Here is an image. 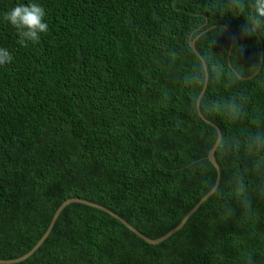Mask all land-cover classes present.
I'll return each mask as SVG.
<instances>
[{
	"label": "trees",
	"instance_id": "16d2710c",
	"mask_svg": "<svg viewBox=\"0 0 264 264\" xmlns=\"http://www.w3.org/2000/svg\"><path fill=\"white\" fill-rule=\"evenodd\" d=\"M30 0H0V260L29 253L68 199L99 204L150 239L176 228L214 187L217 172L192 162L218 133L199 113L183 76L202 60L225 64L240 79L231 89L210 82L204 103L244 93L247 117L230 123L203 111L225 138L264 125V36L241 39L245 17L221 18L215 0H35L49 31L21 46L3 15ZM217 43L212 46L211 42ZM244 45L238 56L230 49ZM228 53V54H227ZM230 59L232 66L229 65ZM183 124L177 128L176 120ZM217 192L184 228L150 245L111 215L69 205L50 236L18 264H264V197L248 178L247 215L228 184L238 163L216 152ZM231 208L234 211L229 212Z\"/></svg>",
	"mask_w": 264,
	"mask_h": 264
},
{
	"label": "clouds",
	"instance_id": "9594fccd",
	"mask_svg": "<svg viewBox=\"0 0 264 264\" xmlns=\"http://www.w3.org/2000/svg\"><path fill=\"white\" fill-rule=\"evenodd\" d=\"M208 11L221 18L228 14L237 18L244 16L245 22L240 30L241 39L264 36V0H215L213 4L208 5ZM45 16V8L35 0H30L27 4L19 3L9 9L4 13L3 20L16 30L19 37L18 43L21 46H27L28 43H38L41 35L49 31ZM223 31L226 29H220V34ZM216 43L217 40L214 39L211 45L214 46ZM244 47L242 44H234L232 53L235 52L239 56L244 51ZM12 61L13 55L9 49L0 47V66L8 65ZM251 66H264V55H261ZM240 79L239 73L234 70L226 73L224 63L205 60L187 72L183 76L182 83L188 88L203 89H206L210 82L223 83L225 89H231ZM247 102L248 97L244 93H239L220 97L205 104L201 94L192 97L189 114H202L201 109H203L221 116L230 123H236L247 117ZM182 124L183 121L179 119L175 122L177 128ZM217 150L223 157H231L237 162L244 161L242 166L238 163L228 184L240 194L239 204L247 215L251 207V200L245 195L248 189V178L251 177L257 181L255 190L264 197V125L257 121L256 127L243 135H233L228 138L221 135L211 152L206 150L204 156L192 162L190 167L194 171H207L215 162ZM228 211L231 213L234 210L229 208Z\"/></svg>",
	"mask_w": 264,
	"mask_h": 264
},
{
	"label": "water",
	"instance_id": "95a60500",
	"mask_svg": "<svg viewBox=\"0 0 264 264\" xmlns=\"http://www.w3.org/2000/svg\"><path fill=\"white\" fill-rule=\"evenodd\" d=\"M215 28H222V29H226L228 30L229 32L230 29L225 26V25H215V26H212L211 28L203 31L202 33H200V35L198 37H196L195 39H193L191 41V48L193 49L194 53L202 60V62L205 61V59L203 58V56L200 54V52L198 51L197 49V40L202 36L204 35L205 33L209 32L210 30L212 29H215ZM233 47V45L231 46ZM232 53V49H230V52H229V58H230V55ZM229 61V65L232 66V63L230 61V59H228ZM259 73V71L254 74L253 76L251 77H243L241 76L240 74V77L242 80H250L252 78H254L257 74ZM206 89H203L201 94L204 96L205 93H206ZM200 94V95H201ZM202 112V111H201ZM200 116L202 117V119L208 123L209 125H211L218 133V138L223 135L222 134V131L221 129L213 122L207 120L203 114L199 113ZM217 138V140H218ZM217 142V141H216ZM216 144V143H215ZM215 146V145H214ZM212 150V149H211ZM210 150V152H211ZM217 152V151H216ZM216 152H215V162L212 163L214 168L216 169V172H217V178H216V182H215V185L214 187L211 189V191L206 195L204 196L200 201L199 203L187 214V216L183 219V221L176 227L174 228L173 230H171L168 234H166L164 237L162 238H159V239H150L148 237H146L145 235H143L141 232H139L136 228H134L130 223H128L125 219H123L122 217H120L119 215L115 214L114 212H112L111 210L99 205V204H96V203H93V202H90V201H87V200H84V199H81V198H71V199H68L67 201H65L59 208L58 210L56 211L54 217H53V220L51 221V224L50 226L48 227L47 231L45 232V234L43 235V237L40 239V241L36 244V246L29 252L27 253L25 256L21 257V258H18V259H13V260H0V264H18V263H22L24 262L25 260H27L28 258H30L37 250H39V248L44 244V242L47 240V238L50 236L58 218L60 217L61 213L71 204H74V203H78V204H83L85 206H88V207H91V208H96V209H99L109 215H111L112 217L116 218L118 221H120L124 226H126L130 231H132L136 236H138L139 238L143 239L145 242H147L148 244L150 245H159L161 244L162 242L166 241L167 239H169L171 236L175 235L176 233H178L179 231H181L184 226L187 224V222L189 221V219L201 208V206L211 197L213 196L219 186H220V183H221V178H222V173H221V168L217 162V159H216Z\"/></svg>",
	"mask_w": 264,
	"mask_h": 264
}]
</instances>
